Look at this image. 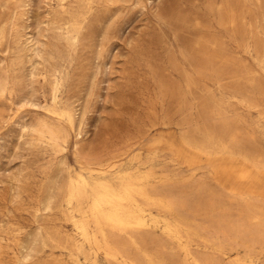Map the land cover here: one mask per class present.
<instances>
[{
	"label": "rangeland",
	"instance_id": "rangeland-1",
	"mask_svg": "<svg viewBox=\"0 0 264 264\" xmlns=\"http://www.w3.org/2000/svg\"><path fill=\"white\" fill-rule=\"evenodd\" d=\"M0 84V264H76L59 245L74 234L66 209L46 204L59 203L78 172L113 179L139 161L149 167L154 154L185 197L204 194L200 222L245 220L254 236L237 240L258 238L246 226H256L250 211H264V196L233 192L238 183L214 164L228 154L223 146L264 161V0H0ZM43 125L61 132L60 147L38 131ZM208 133L221 149L190 164L187 138L201 145ZM83 155L117 164L92 172ZM227 245L229 258L246 254ZM35 246L40 253L26 261Z\"/></svg>",
	"mask_w": 264,
	"mask_h": 264
},
{
	"label": "bare ground",
	"instance_id": "bare-ground-1",
	"mask_svg": "<svg viewBox=\"0 0 264 264\" xmlns=\"http://www.w3.org/2000/svg\"><path fill=\"white\" fill-rule=\"evenodd\" d=\"M1 89H3V86L0 84V90ZM37 129L43 134L42 136L45 135L50 141L56 143L57 146L60 144L61 132L58 129L46 125ZM65 140L63 142H65ZM186 141L188 145H190L189 147L194 148V151L191 150L194 153L186 156L190 164L200 162V154L203 155L206 153L208 159H211V155L217 154L221 149L219 147V140L214 137L212 133L206 134L203 140L205 143L201 141L203 142L201 145L195 144L193 141L188 140V138ZM241 145L242 144H240V146ZM223 147L228 154L222 157L223 159L221 162L214 164L215 172L220 175V177L222 176L225 181L228 178H233L238 184H231L230 189L240 196L244 195V189H249V191L253 193L264 196V192L258 193L257 184H255L256 181L264 184V161L256 160L251 154L243 151V149L234 150L226 148V146ZM187 151L190 152L188 148H186V152ZM135 158L138 159V157ZM154 158H156L155 154L149 159L151 162L149 167L143 168L141 166L143 161H139L137 165L128 170L121 171V173L117 174L113 179L98 178L95 181H90L84 174L78 172L76 177L71 176L66 181L61 201L55 203V201L50 200L46 204L45 208L50 210L55 206L62 205L66 209L67 219L73 224L74 234L67 237L65 243L59 244L66 250L69 260L76 264H102L100 260L102 256L108 264H217L218 257L213 253L210 254L208 252L199 251L198 246L201 245V243H205V247L212 246L214 252L218 254L221 253V256L228 258L227 264H264V217L262 216L264 211L261 210L263 211L261 212L259 208H256L258 205L253 203L255 207L250 211V214L252 213V218L256 220V222L254 221L256 226L255 224L246 226V228L252 226L256 227L254 231L258 233L259 240L258 238L254 240L255 237L252 239L255 242L259 241L261 243V248L259 251H255L253 250L255 243L253 244L254 241L252 239L250 243L253 245H249L250 243L240 242L244 237L241 238L240 241H238L239 238L238 240L236 238L252 233L250 232L252 229L249 230V228V232L247 231L248 233L244 231L245 225L243 226L241 224L244 223L245 220H243V222L240 220L242 223H239V226L238 223L236 225H231L232 223L229 224L230 219L228 217L230 214L227 216L229 220L227 223L226 217V219H223L224 217L221 219L219 216L220 220L217 217H213L216 212H211L212 216H203L202 218L203 220L204 218L210 220L211 217H213L211 223L209 226H206L207 223L204 225L200 222V216H198L201 214L202 209L200 205L205 202V199L200 200L199 197L201 196V198H203L202 196H204V194L199 196L198 193H200V189L198 188L199 191L195 194L198 196V199H195L196 196L193 194L196 191H193V194H191L194 188L193 185L195 184L189 182V184H192L191 186L193 188L189 189L191 191L188 194L195 197L193 199H189L191 196L189 198L185 197L186 192L184 195L182 191L186 188H182V191H178L175 188L177 185H175L173 181L175 175L172 174L174 175L172 177V175H169L170 172L169 174L159 173L157 169L161 167L155 168L156 163L153 162ZM102 159L89 160L85 155L82 156V160L92 172L104 173L117 164L116 160H111L112 156H109V158L105 157L104 160ZM235 162L240 163L238 168L234 165ZM173 164L175 165V163ZM195 169L197 168L194 167V170ZM186 172L187 171H185V173ZM185 175L188 177V174ZM211 176L212 175H210V177ZM193 177L195 178V176ZM204 177L205 176H201L200 179ZM178 178L179 177H177V179ZM204 180L205 179H203V181ZM201 183H203V185L205 184V182ZM186 184H188V181ZM206 185L208 184H205V186ZM205 186H203V188ZM206 197L207 201L209 199L207 194ZM217 197H219V195ZM254 201L256 200L254 199ZM256 202L259 203V201ZM249 203L251 202L247 203L248 206ZM213 204L215 205V201ZM247 204H245V206H247ZM239 207H241V205ZM235 210L238 211V208ZM240 212L238 211V213ZM203 213L206 214L205 212ZM209 214L210 213H208V215ZM215 215L217 216V214ZM206 231L209 233V236L206 234L208 237L204 235ZM232 234L234 235V239L231 238ZM252 236H254V234ZM46 238L47 237L41 238L43 246L47 245ZM199 239H201V241ZM51 241L54 243V240ZM228 241L231 245L233 244V247L237 250L240 246H242V248L244 246L247 249L246 254L244 256L236 255L233 258H229V251L224 249L225 245L227 243L229 244ZM56 243L57 242L54 244ZM231 245H227V249H229L228 246ZM26 248L28 249L29 247ZM39 251L40 249L35 246L32 250L30 249L27 251L24 255V259L26 261L32 260V258L34 259V256L40 253ZM218 263L220 264V261H218Z\"/></svg>",
	"mask_w": 264,
	"mask_h": 264
}]
</instances>
